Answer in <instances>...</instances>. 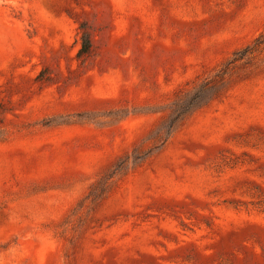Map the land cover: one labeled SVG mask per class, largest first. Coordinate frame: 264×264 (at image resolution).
<instances>
[{"label":"rangeland","instance_id":"rangeland-1","mask_svg":"<svg viewBox=\"0 0 264 264\" xmlns=\"http://www.w3.org/2000/svg\"><path fill=\"white\" fill-rule=\"evenodd\" d=\"M0 264H264V0H0Z\"/></svg>","mask_w":264,"mask_h":264},{"label":"trees","instance_id":"trees-1","mask_svg":"<svg viewBox=\"0 0 264 264\" xmlns=\"http://www.w3.org/2000/svg\"><path fill=\"white\" fill-rule=\"evenodd\" d=\"M88 50H89L88 43L85 42V43L82 45V48H81V50H80V53H81V54H86V53L88 52Z\"/></svg>","mask_w":264,"mask_h":264}]
</instances>
